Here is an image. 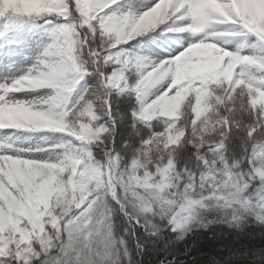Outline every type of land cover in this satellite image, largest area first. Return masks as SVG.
<instances>
[{
	"label": "snow or ice",
	"instance_id": "6c2138e0",
	"mask_svg": "<svg viewBox=\"0 0 264 264\" xmlns=\"http://www.w3.org/2000/svg\"><path fill=\"white\" fill-rule=\"evenodd\" d=\"M141 6L137 0H0V21L42 20L51 37L40 54L51 58L48 63L38 57L39 70L0 84V129L75 137L57 156L0 146V264H80L79 251L114 235L117 210L133 238L143 228L162 239L157 218L168 221L165 229L186 233L196 207L210 200L231 213V220L220 222L234 231L214 235L210 248L201 246L204 264H264V243L251 242L244 230L249 220L264 226V58L215 42L194 43L162 63L148 55H116L126 40L168 20L188 21L174 30L205 39L215 30L216 38L243 34L264 42V0H157L146 12ZM224 25L234 31L220 30ZM92 75L98 89L84 90L81 82ZM53 89L47 99L9 103L16 91ZM114 90L134 93L133 120L147 129L135 150L132 143L114 147V120L113 128L99 123L112 119ZM77 112L91 120L66 122ZM155 120L165 127L153 128ZM40 121L54 127H39ZM237 133H243L238 155ZM189 144L195 151L184 158ZM73 171L95 180L79 190ZM36 240L45 246L30 261L24 251Z\"/></svg>",
	"mask_w": 264,
	"mask_h": 264
},
{
	"label": "trees",
	"instance_id": "16d2710c",
	"mask_svg": "<svg viewBox=\"0 0 264 264\" xmlns=\"http://www.w3.org/2000/svg\"><path fill=\"white\" fill-rule=\"evenodd\" d=\"M100 41L101 38L98 34L96 43L99 44ZM121 47L122 46H118L119 49ZM129 98V93L117 94L116 92H112L113 100H127ZM222 108V105L214 107L209 118L215 115L216 112L221 111ZM82 111L83 109H81V112ZM112 111V119L102 118L99 120V123L113 128L112 121H115L114 136L116 142L114 147L119 150L123 144L129 141V137L132 136L133 133H138L139 135L135 137V140L130 141L133 144V150L134 148H138L139 145L136 142L147 132L143 123L135 122L127 110H121L120 108ZM93 114H97L95 112V105ZM182 116L185 120L189 119V117L183 113ZM90 120V116H81L80 112H77L76 116L73 117L71 121L66 122L71 125L72 122L84 123ZM134 124L135 127H133ZM157 126L162 130L165 127L164 120L153 121V128ZM203 127L204 126L201 125V128ZM242 136L243 133H237V138L233 140L235 153L237 155L240 152ZM61 139L65 145L73 141V139L67 136H63ZM194 151L195 149L189 144L183 153L184 158L191 157ZM129 159V157L125 156L126 162ZM77 181L78 183L76 184L82 188L94 180L91 181L80 176L77 178ZM87 181H89V183H87ZM205 205V209L194 218L186 233L184 231L177 233L172 232L171 229H165L164 225L168 223L165 219L157 218L154 220L153 224L159 225L161 229V231L157 233L158 236L162 237L160 240H156L154 237L145 234L144 230L141 228L137 229L134 238L130 233L126 235L125 233L129 225L117 210L111 217L114 235L103 245H94L91 249L79 251L78 259L80 264H204L200 252L201 246L204 245L210 248L211 245L209 242L213 239L214 235L220 232L234 231L229 228L228 223L220 222L221 219L231 220V213L221 209L215 200L206 201ZM203 225H207V227ZM244 230L245 233H247V239L251 242L255 244L264 243V226L249 220L245 224ZM48 235L50 238V233ZM121 240L125 242L123 245L120 243ZM44 246L43 242L39 240L31 242L28 247L31 248L32 251L26 248L24 257L31 261L33 252L40 251ZM73 258H76V253H74ZM32 264H38V261H33Z\"/></svg>",
	"mask_w": 264,
	"mask_h": 264
},
{
	"label": "rangeland",
	"instance_id": "374dc122",
	"mask_svg": "<svg viewBox=\"0 0 264 264\" xmlns=\"http://www.w3.org/2000/svg\"><path fill=\"white\" fill-rule=\"evenodd\" d=\"M140 12H146L157 2V0H137ZM188 21H177L175 27L187 26ZM235 26H220V30L232 33ZM152 28H150L151 30ZM178 37L174 40L168 37L152 40V43H141L133 53H121L123 58L132 59L136 54L148 55L156 63L167 62L175 58L179 47L188 48L194 43L215 42L217 46L230 52H241L244 55L264 58V42H261L255 35H229L226 37H215V30L207 32V39L204 34H193L189 32H177ZM51 42L45 30L44 24L40 26L24 25L20 29L12 30L7 25H0V84L10 83L12 80L27 74L30 70H39L41 65L38 57L48 63L51 58L41 57L43 47ZM131 66V65H130ZM122 69V65L120 66ZM207 71V69H203ZM117 75V70H108ZM130 78H136L134 72H129ZM82 83V82H81ZM99 83L91 81V87L98 89ZM46 91H16L10 94L9 103L13 100L35 101L36 99H47ZM127 110L132 112L137 108L135 95L127 100H112V110ZM34 110H43L36 108ZM43 128L54 127L51 122L45 121ZM58 130V129H56ZM57 132L48 129L36 131H24L22 129H0V146L6 150H25L34 152L41 156L63 155L62 144L57 138ZM127 143H132L128 141ZM47 150V151H41ZM135 150V148H134ZM22 158H27L22 157ZM73 171V177L75 175ZM73 180V179H72ZM76 187V184H73ZM199 208V207H196ZM194 214V213H193ZM192 214V215H193Z\"/></svg>",
	"mask_w": 264,
	"mask_h": 264
},
{
	"label": "clouds",
	"instance_id": "9594fccd",
	"mask_svg": "<svg viewBox=\"0 0 264 264\" xmlns=\"http://www.w3.org/2000/svg\"><path fill=\"white\" fill-rule=\"evenodd\" d=\"M82 131H84V130L82 129Z\"/></svg>",
	"mask_w": 264,
	"mask_h": 264
}]
</instances>
